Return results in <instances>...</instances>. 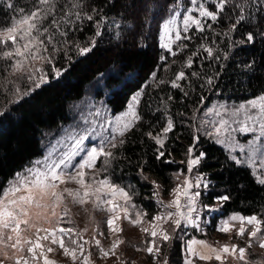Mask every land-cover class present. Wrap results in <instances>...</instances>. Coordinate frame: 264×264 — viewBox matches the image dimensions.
Segmentation results:
<instances>
[{"label":"trees","instance_id":"obj_1","mask_svg":"<svg viewBox=\"0 0 264 264\" xmlns=\"http://www.w3.org/2000/svg\"><path fill=\"white\" fill-rule=\"evenodd\" d=\"M179 1L81 0L80 11L92 14L95 9L94 20L81 23L72 16L74 25L61 22V29L69 33L68 44L58 45L62 49L59 53H51L49 48L54 56L51 66L60 69L61 74L56 77L52 67L51 80L25 95L10 91L13 84L8 81L15 79L6 70V63L10 62L0 60V188L44 154V137L70 122L73 105L87 95L91 86L96 97L104 98L113 112L123 111L133 94L142 90V119L125 134L122 146L111 149L116 158L106 176L129 191L132 203L147 213V218H153L159 212L154 196L156 183L161 186L162 195H169L175 186V175L187 172L188 148L195 144L192 155L203 152L205 158L194 171L208 181L206 188L201 187L200 201L204 206L219 205L209 218V230H215L220 219L232 213L256 215L264 220V185L257 182L250 167L236 164L228 150L200 131L197 121L198 113L215 100L239 103L264 93V0H243L247 19L233 32L229 28L240 11H232V5H227L216 22L207 21L203 32L195 26L184 32L172 46L177 53L173 56L160 47V35L162 23ZM9 2L28 12L35 0H0V28L19 16L7 7ZM65 3L70 6L71 0H61L58 20L63 16ZM101 17L105 19L97 36L95 24ZM248 34L253 36L251 42ZM55 38L62 39L58 34ZM92 38L95 47L78 55L74 45L90 46ZM181 44L186 45L182 51ZM200 45L213 49L211 58L204 48L193 55ZM189 56L192 66L184 67ZM182 69L186 79L179 81L180 88H173L170 82ZM193 72L199 76H193ZM209 77L213 79L211 86L206 84ZM169 117L174 127L165 137L163 129ZM149 132L164 140L163 147ZM157 149L164 153L158 159ZM141 169L147 180L142 178ZM221 196H228L229 200L218 203ZM191 232L196 236L195 229ZM168 242L172 264H183L185 240L178 230Z\"/></svg>","mask_w":264,"mask_h":264},{"label":"snow or ice","instance_id":"obj_2","mask_svg":"<svg viewBox=\"0 0 264 264\" xmlns=\"http://www.w3.org/2000/svg\"><path fill=\"white\" fill-rule=\"evenodd\" d=\"M214 9L206 7L204 3H198L197 0H191L192 8L185 11L186 15L183 17V31L188 32L190 28L195 26L199 32H203L205 24L208 20L216 22L220 13L225 11L227 5H232V11L239 9L240 14L236 17L229 32L236 30V26L247 19L245 15V2H237V0H211ZM61 0H35L32 9L25 12L24 9H16L12 3H8L7 7L19 13L18 17H13L8 26L0 28V60L6 63V70L9 75H17L19 79L25 82H31L36 87L48 83L47 73L42 66L37 67V62L52 64L54 56L51 53H59L62 49L58 45L68 44V31L61 29V22L65 25L73 24L75 21L71 19L75 16L76 21L83 23L84 20L93 21L96 15L95 9L92 14L81 12L83 8L81 0H71L70 6L65 3L62 11L63 16L60 20L56 18L58 5ZM199 13V18L192 15V12ZM51 17L49 23H45ZM105 18L96 22V35L99 36L100 28ZM179 20V12H176L172 17L166 20L162 25L160 35V47L167 49L171 55L176 56L177 53L172 51V44L182 39L180 31L175 30V40L172 39V33L176 29ZM118 28L119 24L113 22ZM211 28V24L207 25ZM51 29H55L52 31ZM75 30V29H73ZM62 37L61 40H56V35ZM228 35V33H225ZM119 33H117V37ZM192 37H183V39H191ZM247 40L251 42L253 36L248 34ZM51 47V53L49 48ZM95 47V39L92 38L90 46L81 47L80 44H75L74 48L78 55H85ZM181 51L186 45H179ZM204 48L211 58L213 49L200 45L197 48ZM67 54L65 49V55ZM219 59V57H217ZM192 57L189 56L184 64V67L190 68L192 66ZM55 75L61 74L60 69H56L52 65ZM193 76H199L198 73L193 72ZM186 79L184 70H180L170 83L173 88H180V80ZM165 81H160L164 83ZM15 87V92L19 95V87L15 86V81L9 80ZM206 84L211 86L213 79L207 78ZM139 95L133 97V102L129 104L128 109L123 114L116 116L115 132L118 133L119 144L116 143L117 136L103 137L99 145L89 147L85 141L95 133V128L85 127L82 132H75L69 134L68 139L72 142L70 148L65 151H60L59 147L53 146L48 155L45 156L44 161H37V165L42 164L43 167L33 166L26 169L25 172L17 173L15 178L9 181L4 187L0 188V264H5L6 260H12L13 264H57L56 261L49 258L48 253H52L55 249L52 245H58L63 250L65 257H70L73 264L80 260L81 264H92L90 259L91 252L85 254V246L89 245L90 241L83 240V232L87 231L85 228L78 231L73 227H63L62 222L71 224L70 209L67 207L65 201L71 198L75 205L83 207L91 202L94 210L104 211L108 214L106 221L110 232L118 233L122 231L116 223L123 218L129 220L134 226H141L144 222V217L147 213L138 208L132 203V196L125 188L114 184L110 177L98 178L100 172L108 171L111 161L116 158L115 153L111 149L122 146L125 141L123 137L132 128H134L142 117L137 113L135 105L139 102ZM187 95V93H185ZM171 99V98H170ZM222 111L218 112L216 109H211L210 113H215L220 117L218 126L216 122H212L215 131V142L225 145L231 151H235L238 147L240 152L248 149V157L245 159H238L235 156L231 158L236 164H244L249 167H254L255 158L257 155L264 157V95L258 99H253L247 105H240L238 108L232 109L230 112L224 106H221ZM255 110V114H252ZM222 113H228L231 119H225ZM243 113V120H236L235 118ZM2 114V113H0ZM100 115L99 112L96 113ZM251 121V125L249 124ZM87 124L88 121H85ZM109 124L113 121L109 120ZM238 123L241 126L233 128L232 124ZM259 126V134L249 141L246 145L239 144L233 133L236 131L247 133L256 132ZM173 121L171 117L167 120V125L163 129V135L166 137L167 133L173 129ZM148 135L155 140V142L163 147L164 140L158 136ZM208 135H212L208 133ZM198 141V137L195 138ZM61 142L58 141L59 145ZM193 144L188 148L189 159L188 172L192 171L193 166L199 165L201 160L205 158V154L201 152L195 158H192ZM158 156L162 157L164 153L157 149ZM58 153V155H57ZM55 157V158H54ZM79 157V160H76ZM102 160V168L96 169V163L100 158ZM261 166L264 167V159H261ZM95 170L93 173H88L85 170ZM142 178L147 180L148 177L143 174ZM255 176L256 173L253 172ZM264 177V174H261ZM88 176L86 181L85 177ZM257 182L264 185V178H258ZM74 183L78 185L77 188L68 187L67 185ZM155 184V181H152ZM201 184V177L197 176L195 185L185 179L183 186H178L173 189L172 194L174 199L169 203L164 204L163 201L158 203L166 209V211L157 214L152 218L151 229L141 227V231L148 233L153 239L146 241V247L143 249L153 256L154 264H160L159 256L160 249L164 243L170 241L172 236L169 231L163 227L168 221H172V230L179 229L182 222L185 225H193L199 227V221L193 218V212H197L196 204L200 192H192L193 186L199 188ZM61 185H65L61 188ZM205 188L207 183L204 184ZM159 185H155L154 196L159 197ZM184 203H181V200ZM229 200L228 196H221L218 198V203ZM58 209L60 211H58ZM167 209H174V211H167ZM186 209V211L184 210ZM211 211H218L219 208L210 209ZM87 211V209H85ZM64 217H69L64 221ZM239 227L236 228V224ZM47 225V227H45ZM250 226V229L249 227ZM235 229V234L243 238L245 233H248L249 244L251 247L252 239H256L259 247L264 249V220L256 215L245 216L239 213L232 214L225 219L219 221L217 231L230 234ZM31 233V235H27ZM258 234H260L258 236ZM103 235V233H101ZM158 240L160 241L158 243ZM82 241V242H81ZM49 242V243H44ZM94 244L99 248L101 257H108L110 254H115V249L124 241L122 239L114 240L111 248L105 250L100 246L99 240H94ZM12 255H9V251ZM139 250V249H138ZM247 249L238 247L235 244H223L220 247H214L205 240H190L186 242L184 262L183 264H193V257H197L201 261L211 262L213 259L224 264L225 254L243 261L244 264H250L246 259ZM27 253V257L25 256ZM135 264V261H133ZM162 264H168L165 258ZM255 264H264V262L256 261Z\"/></svg>","mask_w":264,"mask_h":264},{"label":"rangeland","instance_id":"obj_3","mask_svg":"<svg viewBox=\"0 0 264 264\" xmlns=\"http://www.w3.org/2000/svg\"><path fill=\"white\" fill-rule=\"evenodd\" d=\"M198 3H204L206 7H209L210 10L214 9V5L211 3V0H197ZM193 5L191 4V0H180L179 3L176 5V7L172 10L171 14L165 18L164 22L168 20L170 17H172L176 12H179V20L176 25V29H174L172 33V39L175 40V30H179L181 37L184 33L183 31V17L187 14L185 11L188 8H192ZM192 15L199 18V13L196 11L192 12ZM163 22V23H164ZM162 23V25H163ZM176 41L175 43H177ZM173 43L172 46L175 44ZM37 67L42 66L47 73V80L48 82L51 80L52 76L50 74V70L52 68L51 64L43 63V62H37ZM54 71V70H53ZM55 72V71H54ZM55 74V73H54ZM56 76V75H55ZM60 76V75H59ZM15 78L13 81H15V86L19 87L20 93L22 95H25L26 92L36 88L35 84L31 82H25L24 80H21L18 78L17 75H13ZM58 77V76H56ZM98 83H96L97 85ZM94 86H91L89 89V92L87 95L80 101H77L72 108V118L69 123L62 125L61 127H58L57 129L46 132L47 135L44 137V154L36 159H34L29 165L25 167L24 170L18 172H25L26 169L31 168L33 166L43 167L42 164L37 165V161H44L45 156L48 155L49 150L53 146L59 147L60 151H65L66 148L71 147V141L68 139V136L73 131L75 132H82L85 127L91 129L95 128V133L89 137V140L85 141V144H87L89 147L94 145H99L101 139L103 137H111L112 135L117 136L116 143H119V137L118 133L115 132V117L123 114L127 111L129 104L133 102V97L137 94L139 95V102L135 105L137 113H139V104L140 99L142 96L143 91L139 90L133 96L131 97L127 107L121 111V112H113V110L110 108V106L107 104L106 100L104 98H97L94 91ZM14 91V94H17L15 92V87L13 85V89H10V91ZM6 89V92H10ZM264 95L261 94L259 96L253 97L248 101L243 102H228L227 100H215L212 103L208 104L204 107L202 112L198 113V129L202 131L205 134L211 133L210 135L212 138L215 139V131L212 122H216V126H218V122L220 117L217 116L215 113H210L211 109H216V111L221 112L222 108L221 106H224L228 109L230 112L234 108H238L240 105H247V103L253 99H258L260 96ZM99 112L100 115H97L96 113ZM223 117L225 119H231L228 115V113H222ZM252 114H255V110H252ZM243 113H241L240 116L236 117V120H243ZM113 121L112 124H109L108 121ZM85 121H88L86 124ZM251 121H249V124L251 125ZM241 125L238 123L232 124L233 128H239ZM257 131L256 132H247L242 133L239 131H236L233 133L235 140L239 144L246 145L249 141L253 140L256 135L259 134V126L257 125ZM262 141H264V137L261 138ZM60 141L61 143L58 145L57 142ZM222 145V144H220ZM226 150L229 151L231 156H235L238 159H245L248 157V149L245 148L244 152H240L239 148L237 147L235 151H231L229 148H227L225 145H222ZM58 155V153H57ZM196 156L192 155V158H195ZM55 158V157H54ZM261 159H264L261 155H257L255 158V165L254 167H250L253 172L256 173V178H264L261 174H264V167L261 166ZM76 160H79V157H76ZM102 160L101 157L97 163H96V169L99 170L102 168ZM196 166V165H195ZM192 168V171L189 173L179 171L175 175V186L176 188L178 186H183V181L185 179L190 180L193 185H195L196 177H201V184L199 188H196L193 186L191 189L192 192H200L201 187L208 183L207 179L201 174L194 171V167ZM247 166V165H246ZM249 167V166H248ZM95 170H88L85 171L88 173H93ZM108 177L106 176V172H100L98 178H104ZM15 178V177H14ZM12 178V179H14ZM11 179V180H12ZM86 181L88 180V176L85 177ZM10 180V181H11ZM159 185L158 183H156ZM65 185H61V188H63ZM68 187L77 188L78 185H75L74 183H70L67 185ZM160 186V185H159ZM172 189V191H173ZM172 191L169 195H162L161 192V186L159 187V197L157 198V201H163L164 204L169 203L172 199H174V196L172 194ZM67 207L70 209V219L73 221V223L68 224L65 222H62L63 227H73L77 229L78 231H82L87 228L86 232H83V240L90 241L89 245L85 246V254L87 255L88 252H91L90 259L92 261V264H133V261H135V264H154V258L152 255L144 251L143 249L146 247V241H151L153 238L148 235V233H145L141 231V227L149 228L151 229V223L152 218L144 217V222L141 226H134L129 222V220L123 218V214H121V219L117 221L116 223L119 225V227L122 229V231L118 233H112L110 232L108 225L106 223L108 219V214L104 211L100 210H94L93 205L91 202L87 203L83 207L79 205H75L72 203L71 198H68L65 201ZM181 203H184V200H181ZM159 213H162L166 211L159 203ZM218 204L213 206H204L200 201V196L197 198V212H193V218L199 221V227H194L193 225H185L183 222L181 224V227L179 229H175V231L172 230V221H168V223L164 224L163 227L167 229L170 233V235L173 237V235L178 230L179 235L181 236V239L185 240L184 248L186 247V242L196 239V240H205L209 244L213 245L214 247H220L223 244H235L238 245V247H244L247 249L246 251V259L250 262V264H255L256 261L264 262V249L259 247V244L256 239H252L251 241V247H248L249 244V236L246 232L244 237H238L235 234V229L230 234H224L219 231H217V228L215 230H209L211 226L210 219L212 217V214L216 211H211L210 209L218 208ZM87 209V211H85ZM186 211V209H184ZM58 211H60L58 209ZM167 211H174V209H167ZM155 214L154 216H156ZM235 214V213H232ZM230 214V215H232ZM240 214V213H239ZM228 215V216H230ZM242 215V214H241ZM153 216V217H154ZM228 216L222 217L220 220L227 218ZM69 217H64V221H67ZM219 224V223H218ZM47 227V225H45ZM218 227V225H217ZM239 227V224H236V228ZM250 229V226H248ZM196 230L197 234L196 236L193 235L192 230ZM103 233V235H101ZM27 235H31V233H27ZM201 235H204L201 236ZM260 234H258L259 236ZM122 239L124 243L120 244L115 249V254H110L108 257H101L99 248L94 244V240L100 241V246L103 247L105 250H108L111 248V245L114 240ZM82 242V241H81ZM160 241L158 240V243ZM49 243V242H44ZM169 242H166L163 244V246L160 249V256L159 261L160 264H162L163 260L167 258L168 264H172V261L169 258ZM52 247L55 249L52 253H48V256L50 259L57 262V264H73L70 257H65L63 255V250L59 248L58 245H52ZM139 249V250H138ZM9 255H12V251L9 249ZM185 254V250H184ZM27 253H25V256L27 257ZM2 259V257H0ZM83 258L81 257L80 260L76 261V264H81V260ZM193 264H219L218 261L213 259L211 262L201 261L197 257H193ZM184 262V261H183ZM5 264H13L12 260H6ZM224 264H244L243 261L239 260L238 258H234L230 255L225 254L224 256Z\"/></svg>","mask_w":264,"mask_h":264}]
</instances>
